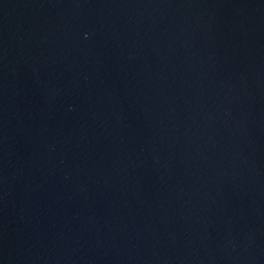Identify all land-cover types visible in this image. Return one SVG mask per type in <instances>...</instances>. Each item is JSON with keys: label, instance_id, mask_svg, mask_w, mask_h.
<instances>
[{"label": "water", "instance_id": "obj_1", "mask_svg": "<svg viewBox=\"0 0 264 264\" xmlns=\"http://www.w3.org/2000/svg\"><path fill=\"white\" fill-rule=\"evenodd\" d=\"M0 264H264V0H0Z\"/></svg>", "mask_w": 264, "mask_h": 264}]
</instances>
